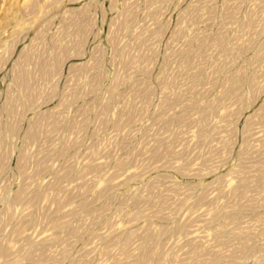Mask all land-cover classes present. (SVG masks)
Masks as SVG:
<instances>
[{
    "label": "rangeland",
    "instance_id": "374dc122",
    "mask_svg": "<svg viewBox=\"0 0 264 264\" xmlns=\"http://www.w3.org/2000/svg\"><path fill=\"white\" fill-rule=\"evenodd\" d=\"M0 248L264 264V0H0Z\"/></svg>",
    "mask_w": 264,
    "mask_h": 264
},
{
    "label": "bare ground",
    "instance_id": "6f19581e",
    "mask_svg": "<svg viewBox=\"0 0 264 264\" xmlns=\"http://www.w3.org/2000/svg\"><path fill=\"white\" fill-rule=\"evenodd\" d=\"M17 75H18V74H17ZM18 76H20V75H18ZM18 76H17V77H18ZM18 78H19V77H18ZM56 201H57V200H56ZM58 202H59V201H58ZM121 232H122V231H121ZM127 236H129V235L127 234L125 237H127ZM123 239H124V238H123ZM123 239H122V243H123ZM125 241H126V239L124 240V243H123V244H126ZM124 247H125V246H124ZM2 251H3V249L0 248V256H1V254H2ZM4 252H5V251H4ZM106 252H107V250H106ZM125 253H126V252H125ZM18 260H19V259H18ZM22 260H23V259H22ZM23 261H24V260H23ZM17 263H19V262L17 261Z\"/></svg>",
    "mask_w": 264,
    "mask_h": 264
}]
</instances>
